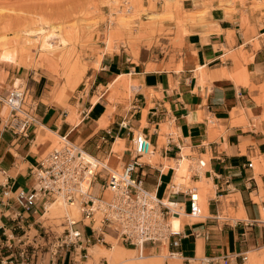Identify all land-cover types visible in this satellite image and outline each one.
Segmentation results:
<instances>
[{"label": "crops", "instance_id": "obj_1", "mask_svg": "<svg viewBox=\"0 0 264 264\" xmlns=\"http://www.w3.org/2000/svg\"><path fill=\"white\" fill-rule=\"evenodd\" d=\"M183 6L186 10L185 2ZM206 21L210 24L209 33L191 27L192 32L177 44L169 42L166 49H160L156 55L153 51L145 59H138L139 53L132 55L133 59L124 52L105 57L101 69L89 78L90 88L74 103L80 119L77 124L69 122L71 113L43 102L48 91L45 76L24 77L0 85V96L6 97L26 84V91L38 104V123L24 138L5 129L7 117L0 104V225H15L9 216L21 210L14 199L1 203L3 194L33 189L32 170L54 150L48 131L103 161L120 157L128 163L132 134L121 127L127 122L130 129L151 139L155 157L160 160L156 164L145 162L136 170V179L141 178L142 171L145 173L146 190L164 201L184 204L189 212L188 190L201 184L205 198L199 191L198 197L203 219L195 222L190 217L191 222L186 223L189 216L182 211L180 246L167 244L168 252L182 258L183 264H195L194 260L216 255L230 257L231 264H247L249 255L254 254L261 261L264 225L258 221L264 201V33L259 32L257 37L247 34L238 17L227 18L219 8H213ZM254 41H258L259 48ZM131 75L137 76L140 87L125 101L129 109L116 99L119 101H115L111 111V87L118 82L117 77ZM239 76L242 84L246 76L247 85L239 84ZM102 121L105 127L101 126ZM107 133H111L109 141L101 145L100 137ZM117 141L123 142L122 153L115 151ZM184 155L197 167L191 166L194 174L188 175L189 186L180 188L174 185L176 172L170 164ZM115 160L117 166L123 163ZM200 161L205 167H199ZM250 162L253 167H249ZM106 176L107 170L101 171L93 189L100 182L102 185ZM35 210L23 215L26 219L22 225L36 224ZM228 211H233L235 217ZM220 216L230 220H218ZM16 233L22 231L17 229ZM147 245L141 248L143 253H165V247L150 244L147 250ZM4 256L6 250L2 252Z\"/></svg>", "mask_w": 264, "mask_h": 264}, {"label": "rangeland", "instance_id": "obj_2", "mask_svg": "<svg viewBox=\"0 0 264 264\" xmlns=\"http://www.w3.org/2000/svg\"><path fill=\"white\" fill-rule=\"evenodd\" d=\"M111 1L0 0V85L17 82L24 79V77L27 79L28 77L31 78L35 76L39 79L41 76H45L48 80V91L46 92V97L43 102L55 104L62 110L71 113L68 119L69 122L77 124L80 119L77 115L75 109L76 105H74V103L79 101V98H81L86 88L87 90L90 88L91 82L89 78L94 75L97 70L101 69L103 59L123 52L133 59H135V57L132 55L139 53L138 59H145L146 55L153 51L156 55L157 51L160 49H166L165 44L169 42H171L172 45L177 44L180 38L192 32L190 29L191 27H199L196 13L192 12L191 9H193V11L199 10L198 13L204 11L208 12V17L213 8H219L225 12L227 18H231L232 16L238 17L247 34L250 32L253 37H257L259 32L264 33V0H230L232 4L227 6V8L219 7L220 4L217 0H133L135 3L131 11L127 12V18L124 20L120 18V15H122L121 13L126 1L118 0L119 3L124 4H115V0ZM184 2L186 8H191L190 10H185L183 6ZM122 21L129 22L131 26H129L128 23V28H125V26L121 24ZM26 27L33 31L43 28L46 33L53 31L54 33H52V37H50L51 42L57 43L59 40L58 44L60 47L62 46L60 45V40L66 43V47L62 51L64 57L59 64H48L41 68V66H39L41 52L37 49H35L36 51L33 50V59H27L21 54V46L17 44L18 39L15 37L13 31ZM119 29L121 30L119 31ZM130 29H132L131 34ZM37 35L38 32L32 33V36L40 38V35ZM108 35L113 38V49L107 47L106 38ZM254 44L259 48L260 44L258 41H254ZM39 46L40 43H38V47ZM131 78L132 75L128 77L124 76L122 80L119 79L118 82L112 86V94L108 100L111 105V111L113 110L115 101H119L116 99H120V103L126 106V110L129 109V103L125 101L136 93L140 87V83H138V90L133 92L130 87L126 86L124 81ZM17 88L26 90V84L16 87V89ZM121 90H124L125 93H121ZM32 100L33 97L28 93L27 105L30 104ZM62 100L63 102H60ZM4 108L6 113L5 117H7L8 108ZM74 115L75 117L72 118L71 116ZM143 125L144 123H142V126ZM103 126L106 125L104 124ZM56 139L57 141H53L54 147H62V140ZM123 146L117 144L115 151L122 153L123 150L121 151L120 148H124ZM187 153L190 154V152ZM194 155L197 156L196 153ZM115 158L118 159L120 157ZM115 158L113 157L105 160L104 164L108 163L112 169H120L124 163H127L120 158L119 160L123 163L117 166ZM142 161L152 162L153 164L160 162L158 157L152 155L145 157ZM193 165L197 167V163L190 162L189 173L191 175L194 174L191 168ZM166 168L169 167L166 165ZM171 168L176 167L171 166ZM136 176L137 173L134 174L135 178ZM175 180L176 179H174V182ZM189 182L190 180L188 179L185 185L189 186ZM100 183L95 187V196H98L100 193ZM197 188L201 194V185L198 184ZM255 201H258V199H255ZM49 208L50 206L46 209L45 217L39 219V222L45 227L52 226L56 232H63L65 217H67L66 214L68 213L64 212L61 214V212H59L52 215L49 212ZM228 212L231 213L230 215L232 218L235 217L233 211ZM72 218L76 220L81 219V215L78 213V215ZM189 222H191L190 217H187L186 223ZM35 233L36 232L33 231L32 235ZM108 240L112 243V247L97 246L90 248L87 264H113V261L105 258L102 253L97 257L98 259L95 256H91L90 253L94 248H100L103 253H105L104 251H110L112 248L116 250L121 249L125 254H131L128 264L151 263L158 262L159 260V262H162V260L164 261L162 264H183L182 258L169 254L167 250L168 246L165 247V255L160 257L156 254H140L138 249L123 246L121 242L111 238H108ZM149 247L150 244L147 245V250H150ZM128 250H130L131 253L128 252ZM254 250L257 251L262 249ZM142 255L145 256L144 259L140 257ZM261 255V261H259V257L256 254L253 256L249 255L247 264H264V250L261 251Z\"/></svg>", "mask_w": 264, "mask_h": 264}, {"label": "built area", "instance_id": "obj_3", "mask_svg": "<svg viewBox=\"0 0 264 264\" xmlns=\"http://www.w3.org/2000/svg\"><path fill=\"white\" fill-rule=\"evenodd\" d=\"M27 91L13 89L8 96H0V104L8 108L5 129L17 138L28 137L38 123L35 111L37 102L27 105ZM122 128L132 134V160L120 169H108L105 161L84 152L82 147L71 144L62 138L60 148H54L45 155L32 170L35 181L33 189L3 194L1 203L14 199L20 206L19 212L10 214L13 225H0L3 239L0 240V264H87L90 248L96 246L112 247L111 238L123 246L140 250L146 244L157 245L168 242L177 248L180 246L182 231H174L171 218H180V211L195 222L203 219L201 215L198 189H189V212L184 204L170 202L171 206L159 199L156 194L146 190L145 173L136 179L134 174L144 165L141 159L150 156L154 149L151 139L135 130L127 122ZM111 133L100 137L101 145L109 141ZM113 147V146H112ZM181 152L182 149L178 147ZM113 153V149H111ZM199 167H205L199 162ZM151 167V166H150ZM249 167H253L250 162ZM107 170V176L101 185V194L95 196L93 186L101 171ZM229 184V181H227ZM108 192V195L106 193ZM176 191V193H179ZM61 201L68 206H79L81 219L75 221L65 217L64 231L59 233L52 226L45 227L39 221L53 202ZM184 206V208H183ZM36 224L22 225L23 215L32 209ZM258 223L264 225V201L260 207ZM218 220H230L220 216ZM35 226V227H34ZM17 229L22 231L16 233ZM36 233L32 235V232ZM6 250L7 256L2 257ZM175 254V253H172ZM248 253L243 256L246 263ZM195 264H231V258L224 255L194 260Z\"/></svg>", "mask_w": 264, "mask_h": 264}, {"label": "bare ground", "instance_id": "obj_4", "mask_svg": "<svg viewBox=\"0 0 264 264\" xmlns=\"http://www.w3.org/2000/svg\"><path fill=\"white\" fill-rule=\"evenodd\" d=\"M109 1H111V0H109ZM126 1V4H125V6H124V8H123V10H122V15H120V18H122V20H124V19H126L127 18V12H129V11H131V9H132V7H133V5H134V1L132 0H125ZM112 2V1H111ZM115 4H124V3H119L118 2V0H115ZM217 2L220 4L219 5V7H226L227 8V6H229L230 4H232L231 3V1L230 0H217ZM113 4V3H112ZM8 8V7H7ZM12 10V9H11ZM134 10V9H133ZM1 11V10H0ZM199 11V10H198ZM198 11L197 10H192V12H194V13H196V18H197V23H198V28H202V29H204V31H203V33L204 34H207V33H209V24H207L206 22V17H207V15H208V12H202V13H198ZM200 11H201V9H200ZM7 14V13H6ZM195 15V14H194ZM12 16V15H11ZM189 16V15H188ZM155 17V16H154ZM189 19V18H188ZM196 20V19H195ZM182 22V21H181ZM195 22V21H194ZM39 23V22H38ZM129 22H126V21H122V25H124L125 26V28H128L127 26L129 25V26H131L130 25V23L128 24ZM185 23V22H184ZM128 24V25H127ZM182 24V23H181ZM184 25V24H183ZM50 26V25H49ZM133 27V26H132ZM11 29V28H10ZM10 29H8V30H10ZM124 29V28H123ZM121 29H119V31H120ZM124 30H127V29H124ZM33 32H38V35H40V38L39 37H34V36H32V33ZM187 32V31H186ZM13 33H14V35H15V37H17V39H18V45H20L21 46V54H23L27 59H29V58H32L33 56H34V53H33V50H35V49H37L38 51H40L41 52V55H40V65L39 66H41V68L42 67H45L46 65H48V64H54V65H57V64H59V62L63 59V57H64V55L62 54V51L64 50V48L66 47V43L63 41V40H60V45H62L61 47L59 46V40H58V42L57 43H54V42H51V40H50V37H52V33H54L53 31L52 32H45L44 31V29L43 28H40V29H38L37 31H33V30H31V29H27V27L26 28H19V29H17V30H14L13 31ZM132 33V29H130V34ZM37 35V36H38ZM134 35V34H133ZM61 38V37H60ZM107 47L109 48V49H113L114 48V41H113V38H112V36H110V35H108L107 36ZM38 43H40V46L38 47ZM36 51V50H35ZM32 53H33V56H32ZM33 59V58H32ZM36 60V59H35ZM37 60V61H38ZM34 61V60H33ZM203 69V68H202ZM198 70H200V69H198ZM201 71V70H200ZM202 74H204V73H202ZM201 73H200V75L201 76H203ZM230 75H233V73H231ZM229 74H228V76L232 79V77L230 76ZM234 76H236V73H234ZM244 76V75H243ZM117 77V76H116ZM204 77V76H203ZM203 77H201L202 79H203ZM122 78H124V76H119V77H117L116 79H121L122 80ZM137 76L136 75H132V78L131 79H129V80H125L124 82H125V84H126V86H128V87H130L131 88V90H133V92L134 91H137L138 90V81H137ZM200 78V79H201ZM240 82H239V84L241 83V85H247L246 84V81H247V78L246 77H244L243 78V80H244V84H242V76H239V77H236ZM248 83V82H247ZM112 88V87H111ZM22 90H25V89H22ZM112 92V91H111ZM132 92V93H133ZM52 95H53V93H52ZM54 96V95H53ZM54 98V97H53ZM63 98V97H62ZM27 99H28V93H27ZM55 99H56V97H55ZM60 100V99H59ZM60 102H63V100L62 101H60ZM113 116V115H112ZM105 123H104V121H102L101 122V125L103 126ZM103 127H105V126H103ZM49 132V136H50V139L52 140V141H57V139L56 138H58V139H60V140H62V138H60V136H59V134H57V133H53V132H51V131H48ZM141 133H143V132H141ZM144 134V133H143ZM146 135V134H145ZM48 136V137H49ZM45 140V139H44ZM118 143L117 144H121L122 146H123V142L122 141H117ZM125 144V143H124ZM77 146V145H76ZM79 147H81V146H79ZM131 149L133 150V143H130V147H129V150H128V154H131V160H132V153L130 152L131 151ZM120 150L122 151H124V148H120ZM119 150V151H120ZM85 152V151H84ZM150 155H152V156H155V151H153V153H151ZM145 158V157H144ZM144 158H142L141 159V162L143 163V164H145V162H143L142 160L144 159ZM118 159H120V158H118ZM130 160V161H131ZM116 161V160H115ZM157 163V162H156ZM103 165H104V167H106V168H108V169H112L109 165H108V163H106V164H104V163H102ZM127 164V163H126ZM173 164V165H172ZM171 166H174V167H176V168H174L175 169V172H176V175H175V184L174 185H177V186H181V185H183V186H186L185 185V183L187 182V180H188V174H189V167H190V161L187 159V157H186V155H184V158L183 159H181V160H179V161H173L171 164H170ZM187 185H188V183H187ZM201 185V184H200ZM181 188V187H180ZM204 188V183H203V185H202V189ZM205 191V190H204ZM203 191V192H204ZM92 193H95V188L93 189V191H92ZM205 193V192H204ZM106 195H108V192L106 193ZM201 195H202V198L204 197V195H203V193H201ZM200 195V196H201ZM205 198V197H204ZM203 198V199H204ZM164 203L166 204V205H168V206H171L170 205V202H168L167 200L166 201H164ZM204 205V204H203ZM50 206V208H49V212L52 214V215H55L56 213H59V212H61V214L62 213H64V212H67L68 214H66V216H70V218H72V217H75L76 215H78V213L81 215V211H80V209H79V206H66L65 204H63L61 201H56V202H53L51 205H49ZM203 208H204V206H203ZM180 215H182V211H180ZM46 214V213H45ZM184 214V213H183ZM45 217V215L44 216H42V219ZM80 217V216H79ZM76 218H78V217H76ZM181 218L182 217H177V216H175V217H173V218H171V224H172V228H173V230L174 231H181V229H182V224H181ZM72 219H74V218H72ZM75 221H78L79 219H74ZM118 243V242H117ZM167 244H168V242H164V243H160V244H158L157 246H162V247H166L167 246ZM97 247V246H96ZM123 249V248H122ZM104 250V249H103ZM123 250H125V249H123ZM166 250V248L164 249V251ZM105 253H103V252H101V249L100 248H94V249H92V251H91V256H95L96 258L99 256V255H101V253L104 255V257L105 258H107V259H109V260H112L113 262V264H128V261H129V257L131 256V254H125L124 252H122V250L121 249H115V248H112V249H110V251H104ZM128 252H130V250H128ZM139 252H140V254H143V252H142V249L141 250H139ZM131 253V252H130ZM170 254V253H169ZM163 255H165V253H160V254H158V256H160V257H163ZM172 256H177V255H172ZM142 259H144L145 258V256L144 255H142V256H140ZM178 257V256H177ZM95 259V258H94ZM98 259V258H97ZM142 259H140V260H142ZM160 261V260H159ZM151 262V263H138V264H162V262H164L163 260H162V262ZM109 262H111V261H109ZM137 262V261H136ZM131 264V263H130ZM135 264V263H134ZM169 264H173V263H169ZM175 264V263H174Z\"/></svg>", "mask_w": 264, "mask_h": 264}]
</instances>
